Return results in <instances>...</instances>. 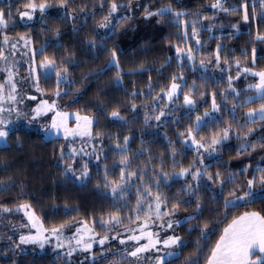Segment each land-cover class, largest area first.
I'll list each match as a JSON object with an SVG mask.
<instances>
[{
	"label": "snow or ice",
	"instance_id": "obj_1",
	"mask_svg": "<svg viewBox=\"0 0 264 264\" xmlns=\"http://www.w3.org/2000/svg\"><path fill=\"white\" fill-rule=\"evenodd\" d=\"M72 0H21L22 7L16 9L15 14L12 12V6L9 5L8 9L0 8V30L8 28L9 21L15 22V16H19L21 21L27 19L32 21L35 19V13H40V18L43 20L44 16L48 14L49 9L57 7L62 9L64 15L58 17L63 20L66 16H70L73 20L77 18V9L71 8ZM261 7V18H264V0H259ZM133 0H127V4H118L117 0H110V5L106 14L102 15L99 20L95 22V27L92 29L94 33L99 35V29H115L117 24L114 23L115 14L119 8L128 7L132 8ZM88 6L87 4L81 5L80 9L82 14L87 17L88 13L83 11ZM211 7L213 9H221L224 12L235 13L239 11V8H227L224 7L222 0H214ZM243 8L242 19L248 21L250 13L248 11L247 0L240 5ZM104 8V0H100V9ZM189 13L178 11L173 8L172 4L156 7L152 10L149 7H145L143 17L148 20L152 17H158L157 23H162L166 18L170 16L174 19H168V23H178V26L182 27V32H178L179 37L176 45V59L178 67L182 70L185 60L191 63L195 67L196 53L200 52L203 45V41L200 38V33L203 30L202 27H197L198 21L193 20L191 22V37H195L196 47L193 48L191 44L186 47H181V41H187L189 37L187 20H180V17L187 16ZM95 15V5H93V16ZM199 15V13H195ZM253 17L256 16L255 5H253ZM214 18V17H213ZM208 16H204V20L213 19ZM131 19V17L125 15L120 17L121 22ZM221 27H223L221 25ZM231 27L239 31V23L232 24ZM214 24H209L207 30L210 33V38H214L213 30ZM73 30L78 31L75 24ZM42 31L47 33L51 32L52 36L59 41L62 30L59 25L55 27H43ZM234 34V33H233ZM3 45L8 46L11 49V55L16 56L17 45L20 41L24 42V48L29 49V52H25V56H29L27 69L28 75L21 77L20 79L28 82L31 81V86L35 88L36 92L40 96H47V93L51 91L52 98L39 99L29 111H22L18 104H23L24 99L19 95V85L14 77L17 72L14 71L17 64L15 59L11 64L6 63L3 69L7 72L5 82H0V143L5 147L8 146V137L10 135L9 125L12 124V120L9 119L11 114L15 112L16 118L23 117L31 125L33 122L44 120L45 122L40 125L45 137L48 136H60L62 135L65 141L70 138L75 140L77 137L81 140V146L77 148L75 145H70L69 151H65L64 145L60 146V158L63 161L62 175L66 180H77L86 182L91 178L89 161L84 160L81 170L77 173L75 167L78 158L83 156H95L97 162L101 160V157L107 159V152L104 150V140L106 133L102 130L93 131L94 126L97 123V116L94 112H91L87 106L76 108L74 111L65 110L70 108L72 103H75L79 98V89L75 92H71L72 100L69 104L61 105L60 100L63 96L70 94V88H62V84L72 85L76 83L71 77L70 68L75 66L76 53L72 49L57 42L52 45L57 50L63 48L64 54L57 57L56 52L51 55L46 53V48L49 47V41L44 40L41 42L40 47L37 49L34 47V37L28 33L19 34L18 39L11 37L8 31H2ZM105 37H101L103 41ZM256 39H264V34L257 31ZM86 44V47L97 48L98 42L94 36H90L86 41H82ZM101 49L105 48L103 43L99 44ZM223 51V45L217 43L214 55V61L211 54L205 59L200 60V67L207 72V69L213 63L215 67L219 68L221 72L225 69L222 67L221 62L227 65L230 69L232 66V60L234 59L236 67H241V58H232L228 54L221 55ZM41 53L43 56L37 59ZM121 53L116 46L108 48L105 56V63L102 67L96 70L94 74H99L108 71L111 68L116 69L113 83L117 86H122L124 80V69L121 67L120 62ZM203 56V53H201ZM173 57H168L165 63H170ZM256 50L253 48L252 63L256 62ZM0 60L8 61V55H6L4 47H0ZM164 65L161 67L163 68ZM143 64L139 68H132L128 70V74H134L138 71H147ZM243 72L251 73L254 76H258L259 80L255 84L248 85L249 89H255V95H250L245 98L244 101L236 103L233 100L232 107L230 109L224 108L222 111V104L217 103V96H221L224 100H227L229 95L235 94V97H239V90L233 87V79L230 74L228 76L227 88L217 93L212 91V104L211 111L205 108L201 115L197 112L194 121H190L183 131H178L176 134L182 137L181 143L188 146H194L196 156L193 162L188 166H183L176 160V154L179 151L175 147V141L169 140L168 143L171 146V155L173 170L171 172L164 169V158L161 156L160 164L154 165L151 176L148 174L147 165L154 159L149 156L143 165L137 164L133 167V160L135 157L143 156L144 149H138L132 152L130 149L131 136L125 135L123 137V143H121L120 135L108 134V139L114 141L113 145L109 146V150L113 155L118 157V161H114L111 167L107 164L104 165L103 173V187L110 190L112 197V204L110 210L106 213V219L104 215L101 216L99 222L95 219L91 223L87 219H77L76 217H68L60 222H53L51 226H46L44 218L37 213V210L33 205L24 200L13 206L7 204H0V213L4 215H11L13 212H23L24 217L27 218V223L21 222L19 227L22 229H28L27 232H21L19 235V241L16 242L13 236H8L7 239L12 242L14 248H20L21 245L32 244L38 245L41 249L45 245L55 241L56 249H66L64 255L71 260L72 254L77 250L84 252H91L95 242L100 245H105L106 242L114 239H118L121 245L126 244L128 241L135 242L132 249L128 248L117 249V252H124L127 256L135 258V264H173V261L180 260V264H264V166L257 164L255 167L251 163L245 167L238 169L235 172L228 171L224 167L222 160L216 159V157L224 150L226 142H229L233 136L240 141V145L237 148V156L243 155L246 152L255 151L257 148H264V136H261L258 141H252L251 137L255 133L256 129L249 127V124L256 123V117H259L260 121L264 123V103L259 105V108H248L245 116V122L241 123L236 118V109L243 107L245 104L252 103L259 99L264 101V68L259 70L255 68L244 67ZM159 71V69L157 70ZM55 75V87L52 89H46L41 87V81H49ZM88 74H86L87 76ZM239 72L237 73V77ZM171 82L168 85L162 86L154 96H151L150 103H144L145 114L144 123L149 124L151 119H155L158 123L162 121L169 113V109H174L177 102L180 100L181 91L187 87L186 91H183L182 105L188 110L189 114L193 110L197 109V99L195 96L196 88L198 85L195 81L191 85H187L186 78L183 76V72L174 73L171 76ZM202 79L206 82L214 77H209L202 74ZM177 81H180L178 83ZM7 85V91H6ZM148 92L153 91L151 83V77H149ZM231 90V92H229ZM126 91V90H125ZM132 97L142 95L143 93L133 89L131 93H127ZM25 95L31 100H37V96L25 93ZM200 97H205L206 93L201 92ZM99 98V97H98ZM166 99L167 103L161 106V103ZM102 102V101H101ZM8 105L7 107L5 105ZM122 103L117 104L108 112V117L113 121H120L121 123L127 122L121 112ZM131 110H137V104L133 101L131 103ZM151 110V111H149ZM158 110V114H157ZM227 112L230 116V120L224 122L220 119V116ZM219 113L220 115H214ZM7 114V115H6ZM50 115V120L45 118ZM136 117H133L135 119ZM179 121V117L175 118ZM75 121L73 124L72 121ZM235 122V123H233ZM213 124L214 127L210 130V134H203L201 132L209 124ZM96 138H100L99 148H97L94 141ZM20 143L19 137L16 141ZM143 144V139H141ZM203 149V152H201ZM206 156L215 160V171L212 170L213 164L206 162ZM159 171H156V168ZM119 169L118 174H115V170ZM178 169V170H177ZM251 171L250 176H245L243 181L237 179V173L244 175ZM191 180H188V177ZM183 178L185 183L182 184L171 196L167 192L163 191L161 186H167L168 192L171 191V183L175 180ZM11 179V178H9ZM101 185L98 183L97 187ZM8 185H5L2 190H8ZM136 189L135 193V205L129 207L128 197L131 196L132 188ZM204 192L211 191L213 196L211 198L212 203L216 205L215 209L210 211L215 212V217L218 219L209 217L200 220L205 212L204 198L201 190ZM18 195H23L19 193ZM220 197H223L221 204ZM193 198H195L193 200ZM256 200L261 201V208L259 210H245L238 214H232L229 218V212L232 208L239 207L241 204L244 206L254 203ZM170 205V207H169ZM182 205H187L192 208V212L177 219V215ZM53 205V208H56ZM125 209L127 214L125 216ZM76 211L77 209H70L67 204L65 205V212ZM127 219V224H125ZM159 221V226L162 230H172V234L161 236L158 231H153L150 225H155L156 221ZM227 220L223 228L220 229L218 238L207 249L201 241H207L210 235L213 234V229L218 227L219 224ZM189 221H199L201 226L197 229L196 225H189L187 231L189 233L199 231V238L196 242L194 251L188 253L187 256L183 255V249L187 247L183 237L176 234V229L182 227L184 223ZM114 225H120L124 228L125 232L131 233V235H122L117 232L115 236H110ZM134 225V226H133ZM102 230L97 232L96 228ZM13 227H16L13 224ZM69 228H75L74 232L70 234L66 231ZM35 231H32V230ZM144 241V242H141ZM151 252V255H146ZM106 253L105 249H102V255ZM93 260L96 259V253H91ZM183 259L181 260V257ZM112 264H116L115 261Z\"/></svg>",
	"mask_w": 264,
	"mask_h": 264
},
{
	"label": "trees",
	"instance_id": "obj_2",
	"mask_svg": "<svg viewBox=\"0 0 264 264\" xmlns=\"http://www.w3.org/2000/svg\"><path fill=\"white\" fill-rule=\"evenodd\" d=\"M39 2V0H37ZM214 0H133L132 8L122 7L118 9L115 14L114 23L117 24L115 29H99V35L94 33L92 29L95 27V22L100 17L107 13L110 5V0H104V8L100 9V0H72L71 8L77 9V18L73 20L70 16H66L65 19H58L59 16L64 15L62 9L57 7L50 8L47 15L43 20L36 22H28L27 24L16 23L9 34L19 35L22 33H28L34 37V47L37 49L40 47L41 42L44 40L49 41V47L46 48V53L51 55L56 52L57 57L64 54V49L57 50L52 45L57 42L75 51V66L70 68L71 77L76 81L72 85L62 84V88H70V94L63 96L60 100L62 105L69 104L72 100L71 92H75L79 89V98L75 103L70 105L67 110L74 111L76 108L87 106L91 112H94L97 116V123L94 126L93 131L102 130L106 133L104 140V150L107 152V159L101 157V160L97 162L95 156H83L77 159L75 165L77 173L81 170L84 160H88L91 178L86 182L77 180H66L62 175L63 161L60 158V146L64 145L65 151H69L70 145H75L77 148L81 146V140L76 138L65 141L62 137L45 138L41 133L32 128L20 127L10 131L8 137V146H0V204H7L13 206L24 200L29 201L33 207L37 210V213L44 218L45 225L51 226L53 222H60L68 217H76L79 219H87L90 223L93 219L97 222L104 215L106 219V213L110 210L112 204V197L110 190L105 189L103 185V173L104 165L109 167L114 161H118V157L114 156L112 151L109 150V146L113 145L114 141L108 139V134L120 135L121 143H123V137L125 135L131 136L130 149L135 152L138 149L150 150L145 151L143 156L135 157L133 160V167L137 164L143 165L149 156L153 157L152 161L148 163L147 170L149 176H151L153 166L159 165L161 156L164 158L165 171L171 172L173 170L171 146L168 141H175V147L179 150L176 154V160L183 166H188L193 162L196 156L195 148L191 145H184L181 143L182 137H179L176 133L183 131L190 121H194L197 112L203 114L205 108L211 111L212 96L211 93L215 90L217 93L224 91L227 88L229 74L234 77L233 87L239 90V97H235V94L229 95L227 100H224L221 96H217V103L222 104V111L224 108L230 109L232 107L233 100L236 103H240L245 100L254 91L249 89L248 85L256 82V77L248 75L242 71V68H255L259 70L264 68V39H256L257 31L264 34V18H261V7L259 0H247L248 11L250 18L248 21L242 19L243 8L240 7L244 3V0H222L224 7L227 8H239V11L224 12L221 9H213L211 7ZM118 4H127V0H117ZM171 3L173 8L178 11L189 13L187 16L180 17V20H187L189 23L188 32L189 39L187 41H181L180 46L186 47L191 44L193 48L196 47L195 37H191V22L197 20V27H202L200 38L203 41V45L200 52L196 53L195 67L190 62L185 60L184 67L181 70L178 67L176 57L175 45L179 39L177 33L182 32V27L178 26V23H168V19H174L173 17L166 18L164 22L157 23L158 17H152L145 20L143 13L145 7H149L154 10L156 7H161ZM87 4V8L83 11L88 13L85 17L80 9L81 5ZM9 5L12 6V12L15 14L18 7H22L21 0H8L0 2V8L8 9ZM93 5H95V15L93 16ZM253 5H255L256 16L253 17ZM199 13V15H195ZM129 16L131 19L121 22L120 17ZM208 16L213 19L204 20L203 17ZM239 23V31L231 27L232 24ZM75 24L78 31L73 30ZM209 24H214L213 30L214 38H210V33L207 30ZM59 25L62 30V35L57 41L51 32H43L42 28L55 27ZM221 25L223 27H221ZM234 33V34H233ZM90 36H94L98 42L97 48L86 47V39ZM106 38L101 41V37ZM105 45L104 49L99 47V44ZM217 43L223 45V51L221 55L228 54L230 57H240L241 67L238 69L235 65L234 59L232 60V66L229 69L227 65L221 62L224 71L221 72L219 68L215 67L213 63L204 72V69L200 67V60L207 58L211 54L214 61L215 49ZM116 46L121 53L120 62L121 67L124 69V80L122 86H117L113 83L116 69L111 68L106 72L94 74L97 69L102 67L105 63L106 51L108 48ZM253 48L256 50V62L252 63ZM203 53V56H201ZM41 53L39 58L43 56ZM168 57H173L170 63H165ZM143 64L147 71H138L129 75L128 70L132 68H139ZM162 65L163 68L161 67ZM159 69V71H157ZM183 72V76L186 78L187 85H191L193 81L196 82L198 87L196 88L195 96L199 107L188 113V110L182 105L183 91L187 90L185 87L180 93V100L174 109L168 110V115L162 118L161 122L151 119L149 124L144 123L145 107L144 103L151 102V96H154L159 92L162 86L168 85L171 82V76L174 73ZM239 76L237 77V73ZM86 74H88L86 76ZM202 74L214 77L209 79L205 85ZM149 77H151V83L153 91L148 92ZM55 75L49 81H41V87L46 89H52L55 87ZM180 83V81H177ZM133 89L142 92V95L132 97L126 94L131 93ZM126 90V91H125ZM206 93L205 97L201 98L200 93ZM231 92V90H229ZM47 95H52L51 91ZM99 97V98H98ZM102 101V102H101ZM137 104V110H131V103ZM122 103V114L127 117L126 123L120 121H113L108 117V112L117 104ZM167 103L166 99L161 103L163 106ZM262 100H255L252 103L245 104L243 107L236 109V118L241 123L245 122V116L248 108H258ZM151 111V110H149ZM158 114V110H157ZM219 116V113H214ZM133 117H136L133 119ZM179 117V121L175 118ZM220 119L224 122L230 120V116L227 112H224ZM235 123V122H233ZM249 127L256 129L252 135V141H258L261 136H264V123L260 119H256L255 124H249ZM214 127L213 124H209L201 132L203 134H210V130ZM19 137L20 143L17 144V138ZM143 139V144L141 143ZM100 138H96L97 148H99ZM235 136L229 142H226L224 150L219 153L216 159H220L223 162L225 168L228 171L235 172L251 163L253 167L257 164L264 166V148H257L254 152L249 151L243 155L237 156V148L240 145ZM203 152V149H201ZM206 162L213 164L212 168L215 171V160L206 156ZM178 170V169H177ZM159 171V168H156ZM251 169L248 173L240 175L237 173V179L243 181L245 176L251 175ZM119 169L115 170V174H118ZM11 178V179H9ZM191 180V177H188ZM100 187H97V184ZM185 183L183 178L175 180L171 183V191L168 192V187L162 185L163 191L167 192L169 196L176 193L177 189ZM5 185H8V190H2ZM23 195H18L19 193ZM132 194L128 197L129 207L135 205V193L136 189L133 187ZM205 212L203 219L215 217V212L210 211L215 209L216 205L212 203L213 192H204L201 190ZM195 198H193L194 200ZM222 204L223 197H220ZM70 209H77L76 211L65 212V205ZM56 205V208H53ZM170 207V205H169ZM261 208V201L256 200L254 203L244 206L241 204L239 207L232 208L229 212V218L232 214H238L245 210ZM192 212V208L187 205H182L179 213L189 215ZM127 209H125V216ZM18 214L13 212L10 216L0 213V264H107L109 257H104L99 254V249H95L97 254L96 259L88 261L85 259L87 256L85 253L74 252L71 260L64 255V250L56 249L55 247H46L39 251L26 250L17 254L16 248L12 246V242L7 239L9 233L4 232L3 220L5 222L13 221ZM125 219V224H127ZM227 220L219 224L218 227L213 229V234L210 235L208 240L201 241L207 249L218 238L220 229L223 228ZM196 225L197 229L201 226L199 221H189L184 223L182 227L177 229L178 235H181L187 244V247L183 249V255L187 256L189 252L194 251L196 242L199 238V231L189 233L187 229L189 225ZM121 227V226H120ZM122 228V227H121ZM97 232L102 230L97 226ZM16 241V239L14 238ZM120 256L121 253L116 254ZM113 255V256H116ZM111 256V257H113ZM183 256L181 257V260ZM122 260V256L119 257ZM173 264H180V260L173 261ZM203 264V260H201Z\"/></svg>",
	"mask_w": 264,
	"mask_h": 264
},
{
	"label": "rangeland",
	"instance_id": "obj_3",
	"mask_svg": "<svg viewBox=\"0 0 264 264\" xmlns=\"http://www.w3.org/2000/svg\"><path fill=\"white\" fill-rule=\"evenodd\" d=\"M2 1H8V0H0V2H2ZM49 11H51V10H49ZM40 19H41L40 18V13L38 11L35 13V19L32 20V21H28L27 19H25L24 21H21L19 16H15V22L13 23V21L10 20L8 28L5 29V30L8 31V33H9V30H11L12 27L16 23H18V24H27L28 22H36V21H38ZM5 30H0V47H4L6 55H8V61L5 62L4 60H0V69H3L6 66V63L11 64L12 61L15 59L17 66L14 69V71L17 72V75L14 77V79L17 81V83L19 85V90H18L19 91V95H20L21 98L24 99V103L23 104H18L17 107H19L22 111H29V109L31 107H33L36 103L39 102V99H43V98L55 99V97L52 96V95H47V96H44V97L40 96L39 93L36 92L35 88L31 86V81L25 82V81L20 79L21 77H25V76L28 75V72H27V69L29 67L28 60H29V56L31 55V53L29 52V49L24 48V42L20 41L18 43V45H17L16 56L13 57L11 55V49L8 46L3 45L2 31H5ZM9 35L11 37H15L17 39L19 37V35H15V36L11 35V34H9ZM25 52H29V56H25L24 55ZM246 74L254 76L251 73H246ZM6 76H7V72H4V71L0 70V82H5V77ZM254 77H256L257 80H256V82H253L252 84L257 83L258 80H259L258 76H254ZM6 91H7V85H6ZM253 91L254 92L252 94H250V95H255L256 94L255 93V89H253ZM25 93H30L31 95L37 96L38 99L33 101L30 98H28L25 95ZM61 105H62V103H61ZM5 106L7 107L8 105L6 104ZM65 110H67V109H65ZM50 118L51 117L49 115L45 119L46 120H50ZM9 119L12 120V124L9 125L10 131L15 130V129L20 128V127H26V128H32V129L36 130L37 132L41 133L44 136L43 131H42L41 127H40V125L45 122L44 120L36 121V122H33L31 125H29L27 120L24 119L23 117H21L20 119H17L15 112H13L11 114ZM256 119H259V117H256ZM72 123L74 124L75 121L73 120ZM52 137H62L63 138L62 135H60V136L53 135V136H48V137H45V138H52ZM77 138H79V137H77ZM1 145H3V144L0 143V146ZM94 159L96 160V158H94ZM16 214H18L16 219H14L11 222L10 221L5 222L3 220L2 225H4V227H5L4 232L9 233V235L13 236L16 239V242H18L20 233L21 232H27L28 229H22V228L19 227V224L21 222L27 223V218L24 217L23 212H19V213H16ZM184 216H187V215L178 213L176 218L180 219V218H183ZM13 224H15L16 227H13ZM150 227H151V229L153 231H158L161 236L172 234V230H162L160 228V226H159V221L158 220L156 221L155 225H150ZM177 229H176V234L178 235ZM32 231H35V230L33 229ZM66 231L70 234L71 232L75 231V228H69ZM117 232H120L122 235H131V233L125 232L124 228L123 227L121 228L120 225H114L113 229H112V232L110 233V236H115V234ZM141 242H144V241H141ZM134 243L135 242L128 241V242H126V244L121 245L120 241L118 239H114V240H110V241L106 242L105 245H100L98 242H95L91 252H84V251H81V250H77L76 252L85 253L87 255L85 257V259H87L88 261H93L91 253L94 252L95 249H99V254L101 256L109 257V261H108L107 264H112L113 261H115L116 264H135V258L127 256L124 252H117L116 251L118 248L119 249H123L125 247L128 248V250L130 251L132 249ZM46 247H55V241L53 240L52 243L45 245L44 248H46ZM102 249L106 250V253L103 254V255H102ZM26 250L39 251V250H42V249L38 245H32V244L21 245L20 248H16L17 254H19V253H21L23 251H26ZM62 250L66 251V249H62ZM119 253H121V255L117 256L116 254H119ZM113 255H116V256H113ZM146 255H151V252L146 254ZM111 256H113V257H111ZM121 256H122V260L120 261L119 257H121ZM144 264H147V262L145 261Z\"/></svg>",
	"mask_w": 264,
	"mask_h": 264
}]
</instances>
